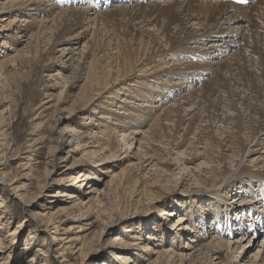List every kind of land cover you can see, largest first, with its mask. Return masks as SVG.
<instances>
[{"label": "rangeland", "instance_id": "374dc122", "mask_svg": "<svg viewBox=\"0 0 264 264\" xmlns=\"http://www.w3.org/2000/svg\"><path fill=\"white\" fill-rule=\"evenodd\" d=\"M155 1L0 0V264H264V128L250 144L258 116L248 128L237 103L236 132L226 93L209 92L215 69L239 97L253 77L263 105L249 32L176 47L154 22L162 46L150 55L120 13ZM69 8L87 22L57 36ZM205 62L215 69L203 76ZM212 99L225 123L207 118Z\"/></svg>", "mask_w": 264, "mask_h": 264}, {"label": "bare ground", "instance_id": "6f19581e", "mask_svg": "<svg viewBox=\"0 0 264 264\" xmlns=\"http://www.w3.org/2000/svg\"><path fill=\"white\" fill-rule=\"evenodd\" d=\"M59 1H63L65 4H67V3L73 4L71 2L72 0H59ZM262 2H263L262 3L263 8H261V6L259 4H257L258 7H256V6L253 7V5L240 6V5L232 4L230 2L217 1V0H214L212 3H209L208 0H201L199 2H195L193 0H185L184 2H183V0H173L171 2L167 1L166 4H162L163 2L161 3V2H158L156 0L155 2H152L151 4L145 5V6H143V5L138 3L137 4V8L134 9L133 11L130 10V9L125 10V11H121L120 14L122 15V17H121L122 21L120 22V27H122L121 29H123L124 34L125 33H130L132 31V33H135L136 35L138 34L137 39L140 38V37H141V40L146 38V40L144 42H146L147 45H148V52H150V55L151 54H155L156 51H158L159 48L161 49V46H162L161 42H159L160 41L158 39L159 37L156 36L155 33L150 32V30H148L149 29V24H153L154 25V22H156L155 26L157 28H156L155 31L157 32V34L159 36L161 35V37H166L165 38L167 40L166 42H168L170 46H176V47L177 46L182 47V46L185 45V43L190 42V41L195 42L197 40H201L206 34H210L212 36H215V34L223 33L224 31L232 32V30H236L235 32H237L238 29L242 30V32H247L248 31L249 33H247L246 35L250 38V42L249 43H250V46H252V48H250L249 45L247 46L249 48H247L246 47L247 44L244 43V45H245L244 50L242 49L243 53H244L243 56H246V57H248L250 59L249 65H250V63H252V65L254 66V64H255V67H256V64H257L258 65L257 67L260 68L262 75H264V70H263V68H261V66H262L261 57L262 56H260V53L258 52V48H259L258 44L260 43L259 41H260V39L264 40V27L262 28L263 34H261L260 33L261 29L258 28V25L256 23L257 19H258V21L261 20V22L264 23V0H262ZM37 8L39 9V7H36V9ZM119 8H120V6H119ZM68 10H70V11H69L68 14L66 13L67 16L64 17V19L61 21L60 26H58L59 24H57V27H58L57 36H62V35H64V33L68 34L69 32H72L75 29L76 26H79L80 24H82L84 22H87L85 20L84 15L81 13L83 9L81 10V12L77 11L74 8H69ZM117 10H119V9H117ZM105 14H107V13H105ZM137 17L139 18V21L137 23H135V25H130L131 21H134ZM242 19L246 20V22L249 24V27L247 25H246L247 26L246 27V26H242V25L239 24L242 21ZM202 20H203V22L201 23ZM88 21H89V19H88ZM116 23H117V21H116ZM113 24H115V23H113ZM138 24L141 25L140 28H138V26H137ZM232 24H235V25L238 24V25L233 26ZM57 27H55V28L57 29ZM116 27H118V26H116ZM252 28H255V29L258 28L259 34L256 35V33H254L252 31ZM96 29H97V27H96ZM123 31H121V32H123ZM109 34H110V31H109ZM125 35H127V34H125ZM120 37H122V36L120 35ZM126 38L128 39V36H126ZM134 38H135V36H134ZM57 41H59V40L57 39ZM234 41H237V40H234ZM129 42H130V40H129ZM226 42L227 41L222 43V45H224V46L227 45ZM122 43H124V42H122ZM162 43H163V41H162ZM124 44H123V46H125ZM119 45H120V43H119ZM131 46H132V44H131ZM136 46H138V45H136ZM212 47H214V46L212 45ZM118 48H120V47H118ZM161 52H163V50H161L160 53ZM142 53H143V51H142ZM241 56H239V57H241ZM248 58H246V59H248ZM244 59L245 58H243V57L240 58V60H244ZM241 65L243 66L242 62H240L238 60L237 61L234 60L232 63L230 62L228 65L226 64V68L228 69L227 72L229 71L231 73V76L233 74H236V73L238 75V72H240L239 69H240V67H242ZM203 67L206 68V69H201L200 70V73L204 74L203 76L212 73V71L215 69V68L211 69V67H209L207 62H205V64H203ZM173 68L175 69V67H173ZM173 68H171V69H173ZM226 68H225V70H226ZM128 69H129V67H128ZM179 69H180V67H179ZM217 72L218 71H216V69H215V72L212 73L211 79H215V80L211 81L212 82L211 86H210L211 83L210 84L208 83L209 86L211 87L209 89V92H210V94H212L211 96H213L214 93H216L217 95H219L221 92L226 93L225 101L232 108V110H234V113H233L234 116L232 115L233 117H228L227 120H229L234 125L236 132H240L241 129H243L242 124H245L243 122L244 118L242 119V113L240 111L241 107L244 108L245 112L246 111L248 112V121H249L248 128H250V124L253 125V123H254L252 121L253 120L252 117H254V115L258 116V120H256L257 118L255 119L256 123H255V125H253V127H252V129L250 131L251 134L247 135L248 139H251L250 144H252L255 141V139H256V135L259 133L260 130H263V128H264V102L262 103L263 104L262 106L254 104L255 102L254 103L251 102V99H256V101H257V98H259V96H260L259 94L261 93L257 89V86L255 85V82H252V78L253 77L251 78V80L248 79L249 77L252 76V74L254 76H255V74L252 73L251 70H248V71L245 72V76L247 77V79L249 81L248 84H247L248 85L247 89L249 90L250 95H247V96H244V97H239V95H242V94L240 93L238 95L235 92V89H233L232 85L228 82V78H226L225 76H222L221 74H218ZM239 75H241V73ZM233 78H234V76H233ZM233 82H235V81H233ZM237 82L239 83L240 81H237ZM238 83H234V84H237V87H238L239 85H241V84H238ZM262 90H263V88H262ZM201 95H204V94H201ZM206 95H208V94H206ZM214 97H215V95L213 96V99H214ZM202 98H204V97H202ZM237 99L239 100V102L237 101ZM211 101L207 100L210 109L213 108V110H210V111L208 110L209 113L207 115L208 116L207 118L209 120L211 119L212 121H215V122L225 123L227 121V120H225L226 118L223 119L222 115H219L217 113V111L214 112V108L217 110V106H216L214 100H213L214 103L211 102ZM237 103H239L241 107L240 106L238 107ZM205 106H206V104H205ZM223 114H225V113H223ZM261 118H262V120H261ZM223 132H221L219 135L221 136L223 134ZM237 141H238L239 144H241V145L243 144V141H242L240 136L238 137ZM218 144H220V141L218 142ZM250 144H248V145H250ZM252 147L253 146H249L248 149L250 148V150H251ZM243 150L247 151V147H243ZM260 187H262V188L264 187V184L262 182H261V186ZM262 188L260 190H262ZM263 195H264V191H263ZM263 210H264V207H263ZM257 212L258 211H256V213ZM260 216L263 217L264 213L263 214L261 213ZM251 221H253V219H251Z\"/></svg>", "mask_w": 264, "mask_h": 264}]
</instances>
